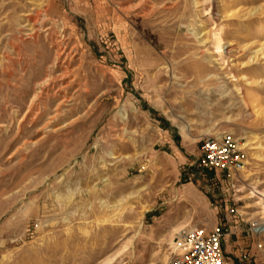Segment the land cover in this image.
<instances>
[{
  "label": "rangeland",
  "instance_id": "1",
  "mask_svg": "<svg viewBox=\"0 0 264 264\" xmlns=\"http://www.w3.org/2000/svg\"><path fill=\"white\" fill-rule=\"evenodd\" d=\"M222 82L245 110L207 106ZM205 137L229 140L244 169L199 168ZM252 189L264 0H0V264H166L170 240L216 225L230 264H264Z\"/></svg>",
  "mask_w": 264,
  "mask_h": 264
},
{
  "label": "built area",
  "instance_id": "2",
  "mask_svg": "<svg viewBox=\"0 0 264 264\" xmlns=\"http://www.w3.org/2000/svg\"><path fill=\"white\" fill-rule=\"evenodd\" d=\"M245 165L244 154L225 137H205L201 140L199 168L230 173L240 172ZM249 231L253 236H263L264 224L255 222L250 225ZM223 239L220 225L210 230L195 227L183 231L179 234V240L187 246L186 251L173 256L166 264H230L222 252Z\"/></svg>",
  "mask_w": 264,
  "mask_h": 264
},
{
  "label": "bare ground",
  "instance_id": "3",
  "mask_svg": "<svg viewBox=\"0 0 264 264\" xmlns=\"http://www.w3.org/2000/svg\"><path fill=\"white\" fill-rule=\"evenodd\" d=\"M221 32H215L213 35V45L215 50L220 51L222 48V43H223V39L222 36L220 34ZM62 50V49H61ZM221 55V54H220ZM60 57V53L57 54V60ZM55 64V63H54ZM65 65V64H64ZM66 76V75H65ZM216 80H221V78L219 77H214ZM58 79V78H57ZM61 79V78H59ZM54 81V80H53ZM49 83V79L46 78L44 80H42L40 83H38L36 85V90L33 94V96H31L32 98L29 100L27 109L25 114L29 113V111L32 109V107H34V102L38 99L39 95L42 94L45 91V88L48 86ZM73 81L71 80V87H72ZM63 86V85H62ZM61 87V86H60ZM59 87V88H60ZM47 91V90H46ZM66 91V90H65ZM238 92V90L235 87H229L227 85V83L222 82L220 86H218L213 92H209L205 95V100L209 101V104H207V106H212L213 104H215V102L219 101V100H225L223 102H225V105H223L221 107V114L222 115H226L228 113H230L232 110L235 109H244L246 108L245 102L243 100L238 101L237 99H235L233 96L237 95L236 93ZM65 93V92H64ZM45 94V93H44ZM48 95V94H47ZM51 95V94H49ZM61 95V94H60ZM67 97V96H66ZM216 98V99H215ZM67 99V98H66ZM65 98H62L57 104H56V110H60L65 102H66ZM70 100V99H69ZM232 100V102H231ZM237 100V101H235ZM219 103V102H218ZM204 109L206 107H203ZM55 109V108H54ZM215 109V108H214ZM211 109H209L210 111ZM60 112V111H59ZM211 112V111H210ZM216 112V111H215ZM220 112V111H219ZM55 114V112H53ZM24 116L22 117H25ZM207 115L208 114L207 112ZM77 117V116H76ZM26 119V118H25ZM24 119V120H25ZM215 119V118H214ZM234 142H236V140H233ZM237 143V142H236ZM251 144H247L246 146L249 147V150H254L255 147H250ZM110 158H112L111 154ZM250 191V190H249ZM260 193V194H259ZM250 197H257V202L254 203L257 205L258 209H259V215H261V218H264V192H256L255 189H252V191L248 194ZM253 204V205H254ZM174 232H177V229L174 230ZM168 246H169V250L172 251L174 254V256L182 254L184 251H186L187 246L184 245L180 240L179 237H174L173 240H170L168 242ZM122 252V251H120ZM120 254V253H119ZM117 254V255H119ZM120 257L119 256H115L109 259L104 260L103 262H101L100 264H115ZM118 264V263H117Z\"/></svg>",
  "mask_w": 264,
  "mask_h": 264
},
{
  "label": "crops",
  "instance_id": "4",
  "mask_svg": "<svg viewBox=\"0 0 264 264\" xmlns=\"http://www.w3.org/2000/svg\"><path fill=\"white\" fill-rule=\"evenodd\" d=\"M175 229H176V228L174 227V228H173V231H174ZM179 230H180V229L177 228V232H178Z\"/></svg>",
  "mask_w": 264,
  "mask_h": 264
}]
</instances>
